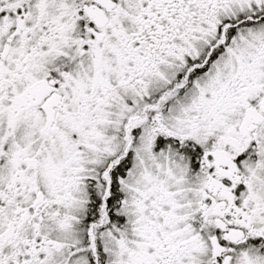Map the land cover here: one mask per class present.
<instances>
[{"label": "snow or ice", "instance_id": "1", "mask_svg": "<svg viewBox=\"0 0 264 264\" xmlns=\"http://www.w3.org/2000/svg\"><path fill=\"white\" fill-rule=\"evenodd\" d=\"M0 264H264V0H0Z\"/></svg>", "mask_w": 264, "mask_h": 264}]
</instances>
